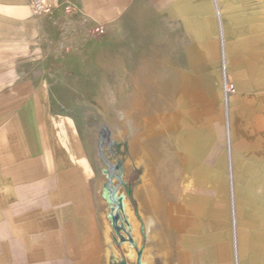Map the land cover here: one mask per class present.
I'll use <instances>...</instances> for the list:
<instances>
[{
	"label": "crops",
	"instance_id": "1",
	"mask_svg": "<svg viewBox=\"0 0 264 264\" xmlns=\"http://www.w3.org/2000/svg\"><path fill=\"white\" fill-rule=\"evenodd\" d=\"M46 2L0 0V264H120V190L137 264H264V0Z\"/></svg>",
	"mask_w": 264,
	"mask_h": 264
},
{
	"label": "rangeland",
	"instance_id": "2",
	"mask_svg": "<svg viewBox=\"0 0 264 264\" xmlns=\"http://www.w3.org/2000/svg\"><path fill=\"white\" fill-rule=\"evenodd\" d=\"M52 10V8H51ZM60 52H66V53H69L71 52V50L67 49V51H64V48H61V51ZM71 64H73L74 66H72L73 68H76V62H72ZM106 126L103 125V124H98V129L99 131L101 129H105ZM105 146L102 147L101 149V152L104 154V157L107 158V160H111L112 156L109 153H107V151L104 149ZM109 150L111 149V147L108 148ZM109 170V167L105 165V171H108ZM118 188V187H117ZM116 188V190L118 191V189ZM128 193H127V190H120V192H116V196H115V199H120V203H121V207H123V201L126 200L128 198ZM119 217H120V221H119V225H120V228H121V232H120V257H119V261H120V264H133V262L131 261H134L137 263H139L140 261V256L141 254L137 253L136 254V257H134V259H130L129 260V256H128V253H129V239H130V236H129V232H128V221L126 220V216L124 215L123 213V209L121 208L119 210ZM160 245V238L157 237L154 233L151 234V237H150V242L148 243V247H152L153 249H151L154 254H156L158 257H159V254L157 253V248L159 247ZM157 257H155V261H156ZM159 259L157 260L156 264H159L158 263ZM155 264V262H154Z\"/></svg>",
	"mask_w": 264,
	"mask_h": 264
},
{
	"label": "built area",
	"instance_id": "3",
	"mask_svg": "<svg viewBox=\"0 0 264 264\" xmlns=\"http://www.w3.org/2000/svg\"><path fill=\"white\" fill-rule=\"evenodd\" d=\"M34 14L38 16H45L51 12V7L47 4L46 0H29ZM232 89V86L227 82L224 83L225 94Z\"/></svg>",
	"mask_w": 264,
	"mask_h": 264
},
{
	"label": "water",
	"instance_id": "4",
	"mask_svg": "<svg viewBox=\"0 0 264 264\" xmlns=\"http://www.w3.org/2000/svg\"><path fill=\"white\" fill-rule=\"evenodd\" d=\"M98 136H99V147H98V148L100 149V147H101V142H102V140L106 137L105 130H104V129L100 130V131L98 132ZM100 156H101V158L103 159L104 164H105L106 166L110 167V165L107 163V161L105 160V158H103L102 155H100ZM109 200H110V202L113 204V207H112V209H111V218H112V220H113V222H114V221L117 219L118 212H119V210H120V208H121V205H120V202H119V201H116V200L113 198L111 192H110Z\"/></svg>",
	"mask_w": 264,
	"mask_h": 264
},
{
	"label": "bare ground",
	"instance_id": "5",
	"mask_svg": "<svg viewBox=\"0 0 264 264\" xmlns=\"http://www.w3.org/2000/svg\"><path fill=\"white\" fill-rule=\"evenodd\" d=\"M129 257H130V259H134V254L132 253V251H130ZM142 260H143V264H152L153 257L151 256L150 252L148 251V252H146V254Z\"/></svg>",
	"mask_w": 264,
	"mask_h": 264
},
{
	"label": "flooded vegetation",
	"instance_id": "6",
	"mask_svg": "<svg viewBox=\"0 0 264 264\" xmlns=\"http://www.w3.org/2000/svg\"><path fill=\"white\" fill-rule=\"evenodd\" d=\"M101 144H103V145H104V139L102 140ZM112 172H113L112 168H109V170H108V172H107V173L110 175Z\"/></svg>",
	"mask_w": 264,
	"mask_h": 264
}]
</instances>
